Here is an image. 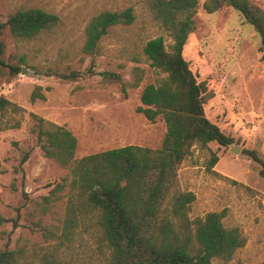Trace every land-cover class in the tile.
<instances>
[{"label":"rangeland","instance_id":"rangeland-1","mask_svg":"<svg viewBox=\"0 0 264 264\" xmlns=\"http://www.w3.org/2000/svg\"><path fill=\"white\" fill-rule=\"evenodd\" d=\"M206 1L198 0L196 28L183 55L207 84V118L233 143L196 145L178 171L175 190L195 194L192 219L224 211L225 227L238 228L246 238L231 260L213 264H262L264 177L245 153L256 151L264 159L262 41L241 13L230 6L207 13ZM253 1L264 9V0ZM129 7L134 22L109 28L99 55L86 54L89 22L101 12ZM30 8L56 14L60 23L32 39L15 38L9 27L3 31L2 59L20 72L13 75L0 65V95L25 112L8 117L10 123L20 120L18 128L0 130V214L6 219L0 251H21L22 264H109L98 214L72 185L70 169L45 156L31 115L71 131L78 141L76 160L129 145L161 148L165 120L150 122L138 107L143 89L160 84L166 74L151 66L144 47L160 36L170 47L173 39L146 0H0L1 21ZM37 87L46 100H31Z\"/></svg>","mask_w":264,"mask_h":264},{"label":"trees","instance_id":"trees-1","mask_svg":"<svg viewBox=\"0 0 264 264\" xmlns=\"http://www.w3.org/2000/svg\"><path fill=\"white\" fill-rule=\"evenodd\" d=\"M156 20L173 39L168 47L163 37L147 42L144 53L151 66L166 74L160 84L147 85L142 92L138 112L155 122L161 116L167 132L159 149L124 146L75 159L77 138L62 126L32 114L38 121V138L46 157L70 169L72 185L79 189L87 209L98 214L97 223L109 250V264H213L214 260H231L246 244L238 228H227L225 212H210L192 219L189 212L196 196L191 191L178 192V171L196 145L216 142L230 146L233 138L211 122L205 112L210 93L205 81L199 82L184 48L195 31L194 16L198 0H146ZM230 6L254 26L264 52V9L253 0H207L204 9L216 13ZM132 7L122 11H104L86 28L84 52L99 55V43L109 28L134 22ZM60 23L56 14L40 8L20 9L6 23L0 17V65L13 75L19 67L8 66L2 59L5 44L3 31L9 27L17 39H32ZM46 100L37 87L31 100ZM24 109L0 95V130L14 129L20 120L10 123L8 117L22 115ZM23 116V115H22ZM245 153L262 169L264 159L256 151ZM27 152L22 159L25 163ZM218 158L215 157V165ZM6 219L0 214V226ZM22 253L0 251V264H22ZM46 264H56L53 260ZM264 264V263H262Z\"/></svg>","mask_w":264,"mask_h":264},{"label":"water","instance_id":"water-1","mask_svg":"<svg viewBox=\"0 0 264 264\" xmlns=\"http://www.w3.org/2000/svg\"><path fill=\"white\" fill-rule=\"evenodd\" d=\"M23 74H28L27 72H26V69H23V72H22ZM32 73V72H31ZM30 73V74H31ZM239 150V148H237V147H234L233 148V151L236 153L237 151Z\"/></svg>","mask_w":264,"mask_h":264}]
</instances>
